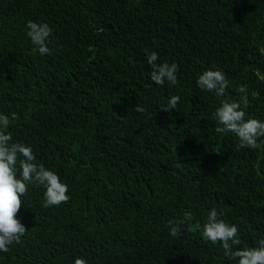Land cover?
<instances>
[{"label":"trees","instance_id":"obj_1","mask_svg":"<svg viewBox=\"0 0 264 264\" xmlns=\"http://www.w3.org/2000/svg\"><path fill=\"white\" fill-rule=\"evenodd\" d=\"M29 19L52 26L50 55ZM146 51L179 65L178 84L150 79ZM208 69L223 97L197 87ZM223 99L264 119V0H0V111L70 194L45 208L29 185L27 231L0 264H233L199 225L216 207L239 247L264 238V137L218 132Z\"/></svg>","mask_w":264,"mask_h":264},{"label":"clouds","instance_id":"obj_2","mask_svg":"<svg viewBox=\"0 0 264 264\" xmlns=\"http://www.w3.org/2000/svg\"><path fill=\"white\" fill-rule=\"evenodd\" d=\"M26 35L34 49L43 57L51 54L49 45L52 43L53 28L46 21L29 19L25 25ZM146 58L151 66L150 79L156 84H178L179 65L173 61H160L156 51L147 52ZM196 85L207 92H214L223 97L229 82L223 71L208 69L198 74ZM179 96L169 100L164 109H176ZM135 111H144L137 105ZM214 117L220 125L218 132H230L238 140L240 147L257 146L259 137H264V119L248 116L237 101L223 99L215 109ZM14 118V116H13ZM10 117L0 111V253H7L14 243H19L27 228L17 217L22 204V197L29 190V185H39L44 189V207L59 206L69 201V185L53 169L37 162L31 144L15 142L8 131ZM191 218V213L188 214ZM225 213L212 207L207 219L199 225L203 236L211 242L222 243L225 256L233 264H264V238H260L255 246L239 247L241 239L239 226L224 219ZM73 264H88L82 257L74 258Z\"/></svg>","mask_w":264,"mask_h":264}]
</instances>
